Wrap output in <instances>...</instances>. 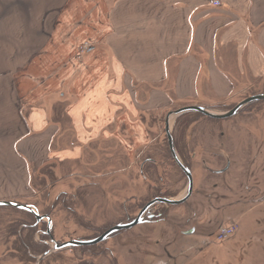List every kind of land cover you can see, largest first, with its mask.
<instances>
[{
	"label": "crops",
	"instance_id": "1",
	"mask_svg": "<svg viewBox=\"0 0 264 264\" xmlns=\"http://www.w3.org/2000/svg\"><path fill=\"white\" fill-rule=\"evenodd\" d=\"M218 1L0 0V201L179 102L264 93V0Z\"/></svg>",
	"mask_w": 264,
	"mask_h": 264
},
{
	"label": "rangeland",
	"instance_id": "2",
	"mask_svg": "<svg viewBox=\"0 0 264 264\" xmlns=\"http://www.w3.org/2000/svg\"><path fill=\"white\" fill-rule=\"evenodd\" d=\"M253 95L239 97L220 112L209 111L222 113ZM258 102L222 120L197 112L171 116L176 153L192 174V195L178 206H152L146 223L100 243L54 251L49 236L40 233L46 223L33 227L30 213L0 206V264H29L17 255L14 231L21 237L31 234L33 246L48 250L44 256L47 252L35 254L26 247L33 264H263L264 102ZM221 104L206 95L175 107ZM174 110L155 114L146 128L148 136L138 144L123 141L121 151L112 143L97 144L80 158L46 163L32 174L25 200L15 202L50 216V235L61 244L95 239L136 218L154 198H182L186 177L174 163L164 133L165 117ZM230 223L235 224L234 235L216 240ZM191 229L194 233L186 235Z\"/></svg>",
	"mask_w": 264,
	"mask_h": 264
},
{
	"label": "water",
	"instance_id": "3",
	"mask_svg": "<svg viewBox=\"0 0 264 264\" xmlns=\"http://www.w3.org/2000/svg\"><path fill=\"white\" fill-rule=\"evenodd\" d=\"M261 100H264V94L253 95L251 97H248V98L242 100L236 106H234L232 109H230L224 113H220V114L212 113L203 107H193V106H187V107H183V108L174 110L172 112H169L165 117L164 132L166 135L168 148H169L171 157H172L174 163L177 165V167L181 170V172L186 177L187 188H186L185 195L182 198L177 199V200L176 199H170V198H164V197L155 198V199L151 200L149 203H147L141 209V211L136 216V218H134L133 220H131L127 223L117 225V226L107 230L106 232H104L101 236H99L95 239H92V240H71L68 242L61 243V244H58V243L53 241V250L54 251H61V250L68 249V248L95 245L97 243L104 241L105 239H107L109 236H111L114 233H117L121 230L130 229L136 225L143 223L144 215L148 214V211L152 206L157 205V204L177 206V205L184 203L190 197V195L192 193V187H193L192 175H191L190 170L181 162V160L179 159V157L176 153V149L174 146L173 138H172V135L170 133V127H169V120H170L171 116H179L181 114L188 113V112H197V113H200V114H202L206 117H209L211 119L222 120V119H227L229 117L236 115L237 112L240 109H242L243 107H245V106H247L253 102L261 101ZM0 206H11V207H15V208L20 209V210L28 211L35 216L37 222H39L41 220V217L38 216L33 211V209L29 206H21V205L13 204L10 202H0ZM47 221L50 224V219L48 217H47ZM49 230L50 229L48 227V229H47L48 234H49ZM188 233L190 234L191 232H188ZM47 254H49V252L45 253L44 256H46Z\"/></svg>",
	"mask_w": 264,
	"mask_h": 264
},
{
	"label": "trees",
	"instance_id": "4",
	"mask_svg": "<svg viewBox=\"0 0 264 264\" xmlns=\"http://www.w3.org/2000/svg\"><path fill=\"white\" fill-rule=\"evenodd\" d=\"M233 106H234V104H233ZM233 106H231V107H233ZM26 215H27L26 218L29 217L27 219H30V214L26 213ZM31 237H32V235L28 234L27 237L25 238V241H23V243L20 245V243H19V235H17V233L14 231V238L16 239V242H17L16 244L18 245V246H16L17 247V251H16L17 255L19 256V258L23 262H25V263L27 262L29 264H33L34 261H33V259L27 257L26 250H25L26 247L28 248V246H29L30 250H32L35 254H37L39 252L40 253H44L46 251V250H42V248H39L37 246H33L32 242H31V239H32Z\"/></svg>",
	"mask_w": 264,
	"mask_h": 264
},
{
	"label": "flooded vegetation",
	"instance_id": "5",
	"mask_svg": "<svg viewBox=\"0 0 264 264\" xmlns=\"http://www.w3.org/2000/svg\"><path fill=\"white\" fill-rule=\"evenodd\" d=\"M261 101H262V102H258V104L264 102L263 100H261ZM167 145H168V144H167ZM188 169H189V168H188ZM228 169H229V167H228V168H225L223 171L225 172V171L228 170ZM189 170H190V169H189ZM190 172H191V171H190ZM191 175H192V174H191ZM186 182H187V180H186ZM192 182H193V178H192ZM192 192H193V187H192ZM191 195H192V193H191ZM191 195H190V196H191ZM189 198H190V197H189ZM189 198H188V199H189ZM154 199H155V198H154ZM188 199H187V200H188ZM187 200H186V201H187ZM186 201H185V202H186ZM25 212H26V211H25ZM28 213H29V212H28ZM30 214H31V213H30ZM31 215L35 218V216H34L33 214H31ZM38 216L41 217V220H40L39 222H37V221H36V218H35V223H34L33 227H35V226L38 225L39 223H41V224H42L43 222L46 223V226H45V227H44V226L42 227L40 233H41L42 236H44V235L49 236V238H48V239H49V242L52 244V247H53V241L56 242V243H58V242L54 239V237H53L52 234L50 235V231H51V230H49V234L47 233V229H48V227H49V229L51 228L50 224L52 223V220H51L50 216H48V215H46V214H45V215H43V214L40 215V214L38 213ZM47 217L50 219V224H49L48 221H47ZM132 220H133V219H132ZM130 221H131V220H130ZM128 222H129V221H128ZM42 225H44V224H42ZM42 230H43L44 232H43ZM188 232H191V233L189 234ZM192 233H194V230H193V229H191V230H189V231L186 232V234H189V235H191ZM19 236H20V237H19V243H20V245H21V244L23 243V241H25V238H26L27 236L21 237V234H19ZM81 240H83V239H81ZM14 241L16 242V239H15V238H14ZM70 241H71V240H70ZM16 243H17V242H16ZM47 245H48V244H47ZM15 250H16V249H15ZM47 251H48V250H47ZM47 251H45V252H47ZM45 252H44V253H45ZM44 253H43V254H44ZM37 256H40V254L37 255ZM33 257H35V255H34Z\"/></svg>",
	"mask_w": 264,
	"mask_h": 264
},
{
	"label": "built area",
	"instance_id": "6",
	"mask_svg": "<svg viewBox=\"0 0 264 264\" xmlns=\"http://www.w3.org/2000/svg\"><path fill=\"white\" fill-rule=\"evenodd\" d=\"M212 4L214 6H219V2L217 0H213L212 1ZM236 232V228H235V225H228L226 227H223L219 230V232L217 233V239L218 240H224L226 239L227 237L233 235L234 233Z\"/></svg>",
	"mask_w": 264,
	"mask_h": 264
}]
</instances>
